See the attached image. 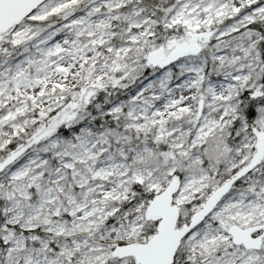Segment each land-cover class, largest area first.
I'll return each mask as SVG.
<instances>
[{"label": "snow or ice", "instance_id": "snow-or-ice-1", "mask_svg": "<svg viewBox=\"0 0 264 264\" xmlns=\"http://www.w3.org/2000/svg\"><path fill=\"white\" fill-rule=\"evenodd\" d=\"M0 264H264V0H0Z\"/></svg>", "mask_w": 264, "mask_h": 264}]
</instances>
